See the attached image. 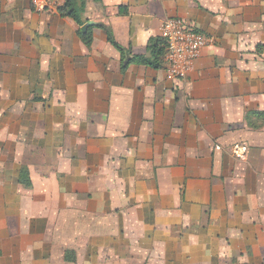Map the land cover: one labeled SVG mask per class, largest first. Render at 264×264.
Returning <instances> with one entry per match:
<instances>
[{
	"label": "crops",
	"instance_id": "obj_1",
	"mask_svg": "<svg viewBox=\"0 0 264 264\" xmlns=\"http://www.w3.org/2000/svg\"><path fill=\"white\" fill-rule=\"evenodd\" d=\"M176 18L210 40L187 77L129 63ZM83 21L0 0V264H264V0Z\"/></svg>",
	"mask_w": 264,
	"mask_h": 264
},
{
	"label": "built area",
	"instance_id": "obj_2",
	"mask_svg": "<svg viewBox=\"0 0 264 264\" xmlns=\"http://www.w3.org/2000/svg\"><path fill=\"white\" fill-rule=\"evenodd\" d=\"M33 9L39 13H61L65 0H31ZM161 39L166 44L165 66L169 79H183L199 59L210 42L207 35L185 21L167 20L162 28Z\"/></svg>",
	"mask_w": 264,
	"mask_h": 264
},
{
	"label": "trees",
	"instance_id": "obj_3",
	"mask_svg": "<svg viewBox=\"0 0 264 264\" xmlns=\"http://www.w3.org/2000/svg\"><path fill=\"white\" fill-rule=\"evenodd\" d=\"M94 2L100 3L102 0H93ZM87 0H65V4L60 8V12L64 16H68L77 23L80 27H82L85 23L83 21V16L86 9ZM124 12V8L121 9ZM80 37L82 41L90 46L92 43V34L91 29L88 32L83 33L80 31ZM108 40L113 44L118 50L122 53H125V50L116 42L113 35L108 31ZM166 44L160 38H152L147 45V54L133 56L129 63H133L136 65H144L155 70H159L164 68L165 66V58H166ZM125 67V66H124ZM21 180L25 181V185L29 186L28 176L27 174L21 175Z\"/></svg>",
	"mask_w": 264,
	"mask_h": 264
},
{
	"label": "water",
	"instance_id": "obj_4",
	"mask_svg": "<svg viewBox=\"0 0 264 264\" xmlns=\"http://www.w3.org/2000/svg\"><path fill=\"white\" fill-rule=\"evenodd\" d=\"M91 26H93V23H88L87 25H85L84 27H83V32L85 33V32H87V30H88V28L89 27H91Z\"/></svg>",
	"mask_w": 264,
	"mask_h": 264
}]
</instances>
